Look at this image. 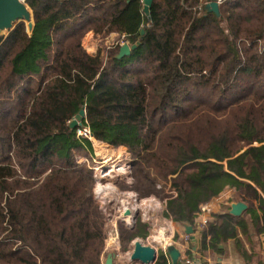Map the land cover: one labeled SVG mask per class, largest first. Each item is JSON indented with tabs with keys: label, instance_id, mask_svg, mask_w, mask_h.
I'll return each instance as SVG.
<instances>
[{
	"label": "trees",
	"instance_id": "16d2710c",
	"mask_svg": "<svg viewBox=\"0 0 264 264\" xmlns=\"http://www.w3.org/2000/svg\"><path fill=\"white\" fill-rule=\"evenodd\" d=\"M24 2L32 29L0 38V264H102L107 219L77 161L92 144L69 126L81 108L95 140L129 154L121 189L164 202V218L195 225L200 205L235 188L247 208L200 225L198 251L233 238L244 255L238 228L264 233V0H223L219 16L152 0L149 18L140 0ZM89 31L139 45L90 55ZM150 228L139 214L119 223V250Z\"/></svg>",
	"mask_w": 264,
	"mask_h": 264
},
{
	"label": "crops",
	"instance_id": "0c3cea01",
	"mask_svg": "<svg viewBox=\"0 0 264 264\" xmlns=\"http://www.w3.org/2000/svg\"><path fill=\"white\" fill-rule=\"evenodd\" d=\"M117 35L118 33H111L109 35L110 37L109 39L112 40L113 38L117 37ZM97 39L98 36H95L92 31H89L82 40L83 47L90 55H95L98 50ZM121 148L125 149V147L122 146ZM125 193L126 194L122 195L121 197L128 199V202H129V198L131 200H133V198H136V201H139L137 195L134 192L125 191ZM236 193L237 192L235 188H227L205 204L207 208L203 213L197 214L195 219V225L190 224L193 228V232L191 235L194 236V239H192L190 235L184 233V226H183L184 222L177 223L175 221L163 218L164 223L160 226V229L157 230L156 228H154L155 226L153 223L154 219L156 220L157 217L154 216L151 219H146L144 217L145 214L147 216L146 207L139 208L138 206L137 207L132 206V208H129V212H130L129 214H126L125 213L126 211H124L123 214H120L118 217L113 218L112 221L106 224V230L108 231L113 226H116L117 228L118 224L121 222L125 223L126 225H130V224L132 225L134 223L135 216L139 214L138 209H141L142 210L141 213L142 217L140 216L141 219L143 221H148L151 225V228L149 229V232L151 233H149L148 234L149 236L146 237V238L149 237L148 240H151V242L148 241L147 245L155 248L156 254L159 250H164L165 246L171 243L180 250L182 260L193 263L197 262L203 264H264V233L257 234L255 230L253 232H247V234H242L238 228V237L240 238L241 245L244 248L243 249L245 251L244 255L240 254L237 251L236 240L233 238H229L226 242L220 244V247L223 249V251L217 255H214L210 249H208L205 253H200L198 251L199 230L201 227L200 224H202L203 219H206L207 221L211 218L213 214L219 213L223 206L225 205L228 206L229 207L228 210H229L231 203L236 201H242ZM144 199L147 200L148 198H142L143 201ZM148 200H152V198ZM121 201L126 202L127 200L125 201L122 199ZM250 220L251 218L250 215L248 214L247 224L249 225H250ZM175 235L177 236L176 240L173 239ZM184 235H188V239L184 240L183 239ZM109 252L115 253V258L113 259L112 264H122L121 261L123 259L122 256L124 252H121L119 250L118 234H117V242L115 241L114 236L108 238L107 241L105 240V247H104L105 254L102 256L103 262L105 260L107 253ZM125 254L129 255L130 253L127 251V253L125 252ZM168 263L170 264L169 258H168Z\"/></svg>",
	"mask_w": 264,
	"mask_h": 264
},
{
	"label": "rangeland",
	"instance_id": "374dc122",
	"mask_svg": "<svg viewBox=\"0 0 264 264\" xmlns=\"http://www.w3.org/2000/svg\"><path fill=\"white\" fill-rule=\"evenodd\" d=\"M109 38V35L103 41L98 38L97 48H100L102 50L111 48L112 45H114L112 44V42L115 39L118 40L119 36L113 38L112 40ZM90 141L92 144V158L86 159L84 156H79L77 157V161L87 162L93 169L95 178L94 195L106 216L107 223L112 221L113 218L118 217L120 214H123L122 210L124 207L138 206L139 208L146 207L147 216L146 214L144 216L146 219H151L154 216L157 217V219H154L153 221L155 226L154 228H156L157 230L160 229V226L164 223V217L162 215L165 207L164 202L158 200L153 196L147 197L148 199L152 198V200L144 199V201L142 200V198H140L139 201H135L134 198L133 200L129 198V202L128 199L121 197L122 195L126 194L125 191H129L127 189L123 190L121 189V187L123 188V186L128 185L131 182L129 154L127 151H125L126 148L124 149L121 147H113L104 142L95 140L93 137ZM122 199L127 201L122 202ZM138 210V213L142 217V210ZM111 236L112 234L109 236V238ZM148 238H135L134 240H139L141 243L147 245L148 241L151 242V240H148ZM132 241L130 243L129 249L127 250L129 253L133 248ZM128 256L129 255L125 254L124 252L122 256L123 259L121 261L122 264H137L136 262L131 261Z\"/></svg>",
	"mask_w": 264,
	"mask_h": 264
},
{
	"label": "water",
	"instance_id": "95a60500",
	"mask_svg": "<svg viewBox=\"0 0 264 264\" xmlns=\"http://www.w3.org/2000/svg\"><path fill=\"white\" fill-rule=\"evenodd\" d=\"M152 0H142V12L149 18L150 6ZM207 12H212L216 16H219V2L218 0H209L204 6ZM23 21L29 30L33 27L32 12L29 6L21 0H0V38L5 37L6 34L12 30L15 25ZM6 32V34H5ZM143 29L140 30V34H143ZM139 45V41L128 44L124 43L119 46L118 53L115 55L116 58L120 59L130 54V52ZM85 117V109L81 108L74 118L69 123L71 129L76 128L82 124ZM247 205L243 201H236L230 204L229 213L234 216H239ZM126 214H129V210H125ZM184 233L190 235L192 239L194 236L191 235L193 228L189 223L184 222ZM170 260V264H178L181 259L180 250L173 244H168L163 250ZM156 250L152 246L142 244L139 240H134L133 248L129 254L131 261L138 264H153L156 259ZM115 258L114 252L107 253L103 264H112ZM184 264H199L197 262L184 263Z\"/></svg>",
	"mask_w": 264,
	"mask_h": 264
},
{
	"label": "built area",
	"instance_id": "2783aa9c",
	"mask_svg": "<svg viewBox=\"0 0 264 264\" xmlns=\"http://www.w3.org/2000/svg\"><path fill=\"white\" fill-rule=\"evenodd\" d=\"M21 1L24 2V0H21ZM140 1L142 2V0H140ZM222 1H223V0H218L219 3H221ZM207 2H209V0H199L198 4H197L196 7H195L199 13L202 11L203 7L205 6V4H206ZM204 10H205V8H204ZM117 36H119V39H118V40L115 39V40L112 42V44L115 45V44H117L118 42H119L120 45H122V44H124V43H128L126 40H124V37H125L124 34H121V35L118 34ZM128 44H129V43H128ZM76 135L79 136V137L87 138V139H89V140L92 139V136H91V133H90L89 127H88L87 125L83 124V123H82L80 126L76 127ZM134 200L136 201V198H134ZM129 208H132V206H131V207H124L123 210H122V211H123L122 213H124V211H125L126 209L129 210ZM206 208H207V207H206L205 204L200 205V210H199L198 213H203V212L206 210ZM206 222H207L206 219H203L202 224H200V225H204ZM111 234L115 237V241L117 242V234H118V232H117V228H116V226L111 227V229H109V230L106 232V239H105L106 241H107V239L109 238V236H110ZM183 239H184V240L188 239V235H184ZM142 244H143V243H142ZM185 263H192V262L186 261ZM102 264H103V262H102ZM137 264H138V263H137ZM199 264H203V263H199Z\"/></svg>",
	"mask_w": 264,
	"mask_h": 264
},
{
	"label": "bare ground",
	"instance_id": "6f19581e",
	"mask_svg": "<svg viewBox=\"0 0 264 264\" xmlns=\"http://www.w3.org/2000/svg\"><path fill=\"white\" fill-rule=\"evenodd\" d=\"M113 236V235H112Z\"/></svg>",
	"mask_w": 264,
	"mask_h": 264
}]
</instances>
